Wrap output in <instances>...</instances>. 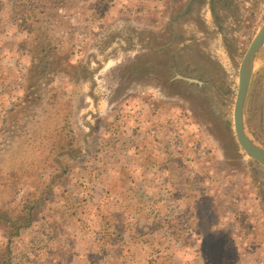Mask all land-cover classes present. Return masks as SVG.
I'll return each instance as SVG.
<instances>
[{
	"label": "rangeland",
	"instance_id": "1",
	"mask_svg": "<svg viewBox=\"0 0 264 264\" xmlns=\"http://www.w3.org/2000/svg\"><path fill=\"white\" fill-rule=\"evenodd\" d=\"M263 23L264 0H0V213L41 199L0 220V264H264L233 122ZM244 119L264 146V45Z\"/></svg>",
	"mask_w": 264,
	"mask_h": 264
},
{
	"label": "water",
	"instance_id": "2",
	"mask_svg": "<svg viewBox=\"0 0 264 264\" xmlns=\"http://www.w3.org/2000/svg\"><path fill=\"white\" fill-rule=\"evenodd\" d=\"M263 45L264 23L251 40L240 63L238 88L233 108L234 131L239 145L249 157L262 164H264V146L259 144L248 132L244 119V107L250 88L255 58Z\"/></svg>",
	"mask_w": 264,
	"mask_h": 264
},
{
	"label": "trees",
	"instance_id": "3",
	"mask_svg": "<svg viewBox=\"0 0 264 264\" xmlns=\"http://www.w3.org/2000/svg\"><path fill=\"white\" fill-rule=\"evenodd\" d=\"M30 50L31 51L33 50L32 47L30 48ZM30 50H29V52H30ZM36 55H38V53ZM34 57H35V55H34ZM33 62H34V59H33ZM37 70H38V65H36L35 63H32L31 67L28 70V74L26 76V80L27 81H26V85H25V88H24L25 100H28L29 95H32V93L30 91L38 90L43 85V82L38 80L39 79L38 78L39 73H37ZM34 78H38V79H35V81H34ZM40 85H41V87H40ZM35 94L38 95V93H36V92H35ZM39 97H40V95L39 96H35L34 100H37ZM16 108H17V106L15 105L9 111L8 116L6 118L7 122L8 121H13L14 114L16 112ZM58 146H60L59 149H62V147H63L62 144L56 145V147H58ZM56 147L52 146L51 150L54 151V149ZM40 200H41L40 198L36 199V198H34V195L32 193L28 192L27 194H25L23 196V198H22V200L20 202V203H22V206H23V208H22L23 209V216H21V217L15 216L16 215L15 214V209H12V211H10L8 215L0 213L1 222L3 221L5 224L13 222L14 225H15V227H14L15 228V232L17 233L22 225H23V227L30 225V223L32 222V217H31L32 216V210L39 205V202H41ZM16 223H17V226H16Z\"/></svg>",
	"mask_w": 264,
	"mask_h": 264
},
{
	"label": "flooded vegetation",
	"instance_id": "4",
	"mask_svg": "<svg viewBox=\"0 0 264 264\" xmlns=\"http://www.w3.org/2000/svg\"><path fill=\"white\" fill-rule=\"evenodd\" d=\"M191 6H192V5H190V6L188 7L187 11H189V10L191 9Z\"/></svg>",
	"mask_w": 264,
	"mask_h": 264
}]
</instances>
